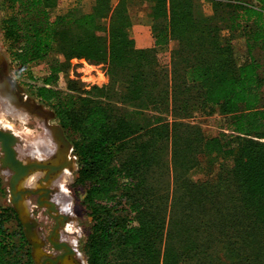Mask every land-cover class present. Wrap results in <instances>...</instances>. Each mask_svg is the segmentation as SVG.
Wrapping results in <instances>:
<instances>
[{
	"label": "trees",
	"instance_id": "obj_1",
	"mask_svg": "<svg viewBox=\"0 0 264 264\" xmlns=\"http://www.w3.org/2000/svg\"><path fill=\"white\" fill-rule=\"evenodd\" d=\"M4 1L13 59L28 71L49 63L36 94L54 102L74 136L76 183L88 185L93 219L89 264H264V0H205L211 14L203 0H150L148 10L138 0H97L91 12L68 8L55 19L59 0ZM136 8L153 24L154 47L136 45ZM75 58L105 63L108 82L83 89L71 79V96L59 89ZM200 105L231 115L232 140L206 139L186 121ZM204 148L234 164L198 182L190 173ZM16 216L0 206V264H34L25 231L10 228Z\"/></svg>",
	"mask_w": 264,
	"mask_h": 264
},
{
	"label": "rangeland",
	"instance_id": "obj_2",
	"mask_svg": "<svg viewBox=\"0 0 264 264\" xmlns=\"http://www.w3.org/2000/svg\"><path fill=\"white\" fill-rule=\"evenodd\" d=\"M235 1L236 0H223L225 3L232 4H235ZM239 1L250 3L257 2V0ZM137 2L139 5H142L141 7L146 5L145 0H138ZM203 6L207 14L213 13L214 10L211 2L203 0ZM66 10L67 8L50 9V17L55 19L57 14L65 12ZM8 12L6 2L0 0V67L3 69L0 75V112L3 111V113H0V126L13 131L19 137V142L17 144L19 156L25 161H30L33 160L34 156H43L44 152L42 151L37 150L36 154H34V152L39 148L38 146L41 142L40 139H43V137L46 138L44 140L48 139L47 135L50 134V123L60 122L55 112L54 102H44L36 94L37 85L40 84L50 73L49 63L36 64L33 68L29 69V71L27 69L23 70L20 64H18L11 55L13 51L12 41L7 38L3 23V19ZM222 12L223 11H220L218 15ZM145 13L146 10H143L142 8L134 9V22H146ZM64 24H66V22H64ZM223 24L224 21L221 22V25ZM131 31L134 36L136 31L133 27ZM227 33V29L222 31V34L224 35ZM235 43L238 48V54L242 56L244 54L243 40L239 39L238 41H235ZM176 46L177 42L172 41L169 47L172 49ZM163 71L167 72L166 74L171 81L172 74L170 62L164 65ZM31 75H34L33 79L30 78ZM71 79L80 82L83 89H90L94 86L103 87L109 79L108 67L105 63H97L86 59L75 58L72 60L68 71L61 72L58 79L59 89L64 90V92H66V94L68 93L70 96L71 91H67V89L69 87L68 82ZM15 85L22 87L21 91L24 93L14 92L13 88ZM121 89L124 90V87H121ZM2 102L3 106L1 107ZM117 105L122 108L123 111L131 108L135 110L132 103L118 102ZM134 105L136 106V110L138 109L141 112L144 111V113L149 112L144 104ZM7 108L12 109L7 113ZM22 112L27 113L28 117L26 119L21 117L20 113ZM230 119L231 115L225 114L218 106L200 105L193 108L191 116L188 117L186 121L198 125L202 129L206 139L221 136L224 140L230 141L232 140V137L227 128ZM67 133L71 140L73 164L68 166L65 171L62 172L59 182L62 184L61 191L65 194V196L62 197L65 199L64 203L67 202L68 208L71 209V217L66 229L63 231V237L66 238L75 248L82 263L89 264L86 244L92 232L93 219L90 216V211L84 201L88 185L76 183L80 168V156L72 142L74 136L69 134L68 131ZM169 152L172 153V143H169ZM2 156L3 152L0 145V158ZM199 159L201 161L200 165L194 167L190 173L191 178L198 182H204L208 179H217L223 174H226L229 167L234 164V161L226 158L224 154H221L218 151H208L205 148L203 153L200 154ZM7 170L9 172H6V169L1 167L0 161V206L8 205L15 208L11 201L10 194L9 181L11 171L9 169ZM20 187H26V182L24 181ZM28 203L29 202L26 200L25 205L27 212L29 216H31L32 211ZM10 228L12 230L18 228V231L19 229L20 231L24 230L18 211L16 218L10 223ZM41 257L42 256L33 258L34 264H40Z\"/></svg>",
	"mask_w": 264,
	"mask_h": 264
},
{
	"label": "flooded vegetation",
	"instance_id": "obj_3",
	"mask_svg": "<svg viewBox=\"0 0 264 264\" xmlns=\"http://www.w3.org/2000/svg\"><path fill=\"white\" fill-rule=\"evenodd\" d=\"M2 70V67H0V75ZM21 90L22 87L19 85H15L13 88V91L16 93H24ZM50 126V134L47 135L48 139H40L46 143L44 149H40V146H38L39 151L44 152V154L43 156H34L33 160H40L45 165L53 166L54 168L47 166L45 169L33 173L25 181L26 187H24L25 189H31L33 191L32 194L25 197V201L27 200L29 202L28 204L32 211L31 216H34L30 217L36 222L34 230L37 233V237L41 243V249L43 250L40 264L46 258H57L60 255H66V259L63 262L59 261L57 264H83L75 248L63 237V231L70 221L71 209L68 208L67 202L64 203L65 199L62 197L65 194L61 191L62 184L59 182L61 174L66 168L56 172L66 163L73 164L71 140L67 131L60 123L53 122L50 123ZM59 137L62 141L57 139ZM23 228L25 231L24 225ZM27 240L30 242L28 238ZM62 242H67L74 248L75 252L71 253L65 248H57L56 245L62 244ZM30 245L32 246V256L35 258L33 254L34 248L31 242Z\"/></svg>",
	"mask_w": 264,
	"mask_h": 264
},
{
	"label": "water",
	"instance_id": "obj_4",
	"mask_svg": "<svg viewBox=\"0 0 264 264\" xmlns=\"http://www.w3.org/2000/svg\"><path fill=\"white\" fill-rule=\"evenodd\" d=\"M62 141L61 138H57ZM19 142V137L10 130H7L0 126V145L3 152V156L0 158L1 167L3 169H9L11 171L10 177V194L11 201L14 204L16 210L18 211L19 218L23 223L26 231L27 238L33 244L34 256L39 257L43 254L41 249V243L37 237V233L34 230L36 222L29 216L27 208L25 205V197L32 194L31 189H25L20 187L24 181H26L33 173L45 169L49 165H45L40 160H23L18 153L17 144ZM70 164L66 163L61 166L56 172L61 169L67 168ZM57 248H65L68 252H75L74 248L71 247L67 242H62V244H57ZM66 256V255H65ZM60 255L57 258H46L41 264H57L59 261H65L66 257Z\"/></svg>",
	"mask_w": 264,
	"mask_h": 264
},
{
	"label": "crops",
	"instance_id": "obj_5",
	"mask_svg": "<svg viewBox=\"0 0 264 264\" xmlns=\"http://www.w3.org/2000/svg\"><path fill=\"white\" fill-rule=\"evenodd\" d=\"M145 1H146V5L144 6V8L148 10L152 6L153 2L150 0H145ZM96 2L97 0H59L58 5L56 7L67 8V9L77 7L88 13L93 11ZM145 21L146 22L134 23L133 25V28L136 31V34L134 35L136 40V45L138 47H154L156 45V37L153 30V24L149 18H146ZM172 41L174 40H171L170 44Z\"/></svg>",
	"mask_w": 264,
	"mask_h": 264
},
{
	"label": "bare ground",
	"instance_id": "obj_6",
	"mask_svg": "<svg viewBox=\"0 0 264 264\" xmlns=\"http://www.w3.org/2000/svg\"><path fill=\"white\" fill-rule=\"evenodd\" d=\"M2 97V96H1ZM9 97V96H8ZM5 99V98H4ZM8 100H9V98H8ZM4 101V100H3ZM6 101H7V99H6ZM1 103V102H0ZM26 105V104H25ZM3 106V102H2V105H1V107ZM26 107V106H25ZM27 108V107H26ZM29 108V107H28ZM12 109V108H11ZM11 109L10 108H7V113H8V111L10 112L11 111ZM28 111V110H27ZM0 113H3V111L2 112H0ZM21 114V117L23 118V119H26L27 117H28V115H27V113L26 112H22V113H20ZM43 139H46L45 137H43ZM43 145V146H42ZM45 145H46V143L44 142V141H41L40 143H39V146H40V149H44V147H45ZM39 148H38V150H40ZM37 150V149H36ZM36 150H35V152H34V154H36L37 152H36ZM33 155V154H32ZM6 172H9L7 169H6Z\"/></svg>",
	"mask_w": 264,
	"mask_h": 264
}]
</instances>
